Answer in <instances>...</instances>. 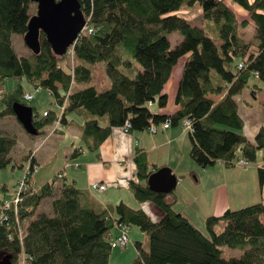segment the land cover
Here are the masks:
<instances>
[{
  "label": "trees",
  "instance_id": "16d2710c",
  "mask_svg": "<svg viewBox=\"0 0 264 264\" xmlns=\"http://www.w3.org/2000/svg\"><path fill=\"white\" fill-rule=\"evenodd\" d=\"M78 2L92 32L84 30L76 39L73 67L65 70L58 62L67 55H55L41 31L38 54L30 51L29 56L23 57L16 53L12 35L23 37L29 17L35 13H29V8L35 3L0 0V85L5 80L16 81L13 88L0 90V118L14 116V102L25 104L23 80L35 89H47L59 105L66 97L60 121L65 122V115L72 112L82 114L81 138L92 151L109 137L112 128H122L126 122L129 132H134L146 130L150 121L158 124L170 119L176 124L187 118L192 122L189 156L198 166L205 168L220 161L231 168L240 156L248 162L255 161L257 150H261L257 176L262 188L264 125L252 141L248 140L240 132L244 121L235 98L247 87L259 88L250 83L251 78L264 83V0ZM195 3L201 9V26L174 13L183 4ZM232 5L243 8L249 17L239 21ZM248 22L254 25L255 34L245 40L238 28ZM171 32L181 35L173 47L168 39ZM186 53L190 57L178 81L177 109L171 114L152 113L148 102L156 100L159 107L166 105L164 85L177 60ZM128 57L142 66L133 77L122 71L132 64ZM241 61L243 68L239 69ZM98 63L105 64L111 79L110 86L103 91L91 85V66ZM81 83L88 85L71 89ZM219 94L223 97L216 101ZM31 107L33 124L40 134L57 115L49 110L46 116L42 112L39 115ZM14 143V137L0 133V170L11 164ZM133 161L137 178L129 181L128 191L136 201L152 203L161 213L157 220L123 201L114 205L110 213L88 191L55 175L38 189L28 191L19 203L21 239L13 217L0 223V260L5 259L8 264H21L22 260L24 264H108L112 230L116 223H123L137 226L148 238L147 250L141 242L134 243L137 253L131 264H264L263 201L208 216L203 228H199L174 210V201L165 199L167 194L149 189L148 177L159 167L149 164L142 149H135ZM8 192V185L0 182V205ZM57 192L51 201L52 215L41 212L27 221L44 198ZM220 222L223 229L216 232ZM222 245L241 247L243 252L239 257H224Z\"/></svg>",
  "mask_w": 264,
  "mask_h": 264
},
{
  "label": "crops",
  "instance_id": "0c3cea01",
  "mask_svg": "<svg viewBox=\"0 0 264 264\" xmlns=\"http://www.w3.org/2000/svg\"><path fill=\"white\" fill-rule=\"evenodd\" d=\"M232 8L236 14H245L246 17L243 19L249 17L243 8L237 5H232ZM202 24L203 20L201 21ZM248 25L253 24L248 22L238 28V33L241 36L243 35L244 37H242L245 40L252 37V34L249 35L250 37L244 35ZM177 67L180 69L181 66ZM107 82L111 83L109 76ZM74 86L71 89H74ZM256 89L255 86L247 87L235 98L238 112L244 121L240 132L250 141L253 140L259 128L264 125L262 101L249 99L250 95L256 97ZM163 92L167 94V102L164 107H159L156 100L147 104L149 110L154 114H171L177 109L175 97L165 87ZM222 97L223 94H219L215 100H220ZM83 121L82 114L72 112L65 115V122L60 121L58 125H55V121H53L47 124L50 125L48 134L42 137L36 143V148L33 149L34 161L37 166L39 158L37 160L36 153L53 133H60L61 138L66 134L70 135L72 139L68 144H70L72 150L70 159L65 156L64 164L57 168V171L50 178L45 179L44 173L36 171L46 180L41 182L45 183L55 175L61 174L60 179L73 182L76 187L88 191L96 203L108 209L110 213L113 212L114 205L123 201L131 208L143 209L151 218L157 220L160 217V211L152 206L150 202L136 201L128 189L108 188L104 191H91L89 189V184L92 182H110L118 177H124L128 181L135 180L137 177L133 158L135 149L140 148L146 153L150 165H156L159 168L168 167L177 176V184L170 201H174V210L182 213L199 228H203L204 219L208 216L220 215L227 209L235 210L248 204L259 201L264 202V186L262 188L259 186L257 176V167L261 164L262 153L258 155L259 161L256 168H227L220 161L202 168L189 156L192 147L191 137L189 131L183 130L180 122L171 123L165 130H162L161 123H158L156 124L157 130L153 134L147 130L125 133L123 128L114 127L109 137L99 145L97 150L92 151L87 149L81 138ZM54 127H56L55 132L50 133ZM220 128L225 127L220 126ZM75 149H77L76 152ZM53 152L54 150L50 149V155ZM32 182L35 187L34 177ZM43 183H40L35 189H38ZM56 195H58V192ZM129 233L128 243L125 247H121V253L119 254L121 256L127 254L129 257L134 255L135 257L137 253L135 246H128L130 242H133L131 239L133 237H129ZM115 234L116 232L113 235ZM134 236L135 238L141 237L139 232H135ZM113 256L114 254L110 255L108 264L111 263ZM113 261L117 262L118 260Z\"/></svg>",
  "mask_w": 264,
  "mask_h": 264
},
{
  "label": "rangeland",
  "instance_id": "374dc122",
  "mask_svg": "<svg viewBox=\"0 0 264 264\" xmlns=\"http://www.w3.org/2000/svg\"><path fill=\"white\" fill-rule=\"evenodd\" d=\"M35 8H36V4L31 5L29 8V13L36 12ZM262 12H264V8L262 9ZM174 13L179 14V15H185V16L189 17L190 23L192 25L200 26L201 21L203 20V17L201 15L202 13H201L200 6L197 3H195L193 6H187V5L183 4ZM245 17H246L245 14L240 15L239 13H237V18L239 20H241ZM247 28L248 29H246L244 31V33H245L244 35L246 37H250L249 35L252 34V36H253L255 33L254 25H248ZM168 39H169L171 47H173L176 43H178L181 40V35L178 32H171L168 35ZM12 43H13V47H14L16 53L19 56L27 57L30 55V50L24 44L23 37L21 35L14 34L12 37ZM189 57H190V53H186L185 55H183L182 57H180L177 60L176 64L172 68V72L169 76V79L167 80V82L164 85L165 89L169 93H171L174 97L176 95L178 81H179L181 74H182L183 65ZM128 58H129V60H131L132 64L130 66L124 67L122 71H123V73L133 77L139 70L142 69V66L139 64V62L135 58H132V57H128ZM71 61H73V58H71L70 56H66V57L60 59L58 64L62 68H64L65 70H68L70 67H71V69L73 67V65L71 64ZM177 66H181L180 69H178ZM91 70H92V74H93V80L91 82V85H95L99 91H103V90L107 89L110 86V82H107L108 75H107L105 64L98 63L95 65H92ZM21 83L23 85L24 92L33 93V100L32 101L26 102L23 100V102L26 105L34 106L37 109L39 115L41 114V112L43 110H49V111H53V112H57V113L60 111L58 105L56 104V102H54L53 96L50 94V92L47 89H43V88L35 89V88L31 87L25 80H23ZM250 83L251 84L256 83L259 86V88H257L255 90L256 91V97L250 95L249 99L263 101V99H264V83L261 81H258L255 78H251ZM15 85H16V81L11 80V79L5 80L0 85V89L1 90H9V89L13 88ZM87 85L88 84L81 83V84H78L76 86V84H75L74 89L75 90L81 89L83 87H86ZM170 106H171V104H170ZM57 113H56V115L59 114V113L58 114ZM263 118H264V115H263ZM247 126H248V121H247ZM181 127H182V125H181ZM49 130H50V125H45L41 129L40 134L30 135L23 129V127L17 121L15 116L9 115V116H5L3 118H0V133L9 135V136H12L15 138V143H14V145L10 151V156L12 157V161H11L10 165H13L14 167H13V169H11L10 168L11 166L8 165L6 168H3L0 170V182L6 183L9 187V192L5 195L7 199H11L13 197V191L16 187V183H17L18 179H20L22 177L23 167L25 164L24 161L27 159L29 154H31L33 152V149L36 148V143H38L42 137H44L46 134H48ZM71 139H72L71 136L68 134H66L65 136H63V138H61V134L56 132V133H53L52 135H50V137L47 139V141L44 143V145L38 149V151L36 153L37 154V160L39 158L37 172L44 173L45 179L48 177L50 178L57 171V168L61 167L64 164L65 156L68 159H70L69 157H70L72 148H70V144H68V142ZM50 149L54 150V152L51 155H50ZM261 153H262L261 150H257L256 160L249 162L247 168H249V167L250 168H256V165L259 161L258 155H260ZM23 157H25V158L23 159ZM21 164H22V167H19ZM234 167H231V168H234ZM37 172L33 174L34 176L32 175V179L34 177L35 181H36L35 187L39 186L40 183H43L44 181H46ZM41 181H43V182H41ZM55 196H56V194L54 196L44 198L42 200V202L40 203V205L36 208L35 212L27 218V221L34 219L37 216V214L41 213V212L52 215L51 201L55 198ZM165 199L167 201H170V199H171L170 193L167 194ZM248 205H250V204H248ZM152 206H154V205L152 204ZM153 220H155V219H153ZM222 229H223V223L220 222L215 227V231L220 232V231H222ZM132 230H133V234H132ZM115 232H116V229L112 230V235ZM135 232H139L141 237L135 238V236H134ZM128 233H129V237H133V238H131L133 240V242H130L128 244V246H135L134 243L136 241H139L142 243V247L144 250L148 249V238L145 234H143L139 230V228L137 226L131 225L130 227H128ZM220 248L222 250V255L224 257H229V256L239 257L243 252V249L241 247L230 248V247H227L225 245H222V246H220ZM119 253H121V247L112 248L111 255L114 254V256L112 257L110 264H125V263L131 264V261L133 260L134 255L129 257V255L124 254L123 256H121ZM115 259L118 261L114 262L113 260H115ZM21 264H24L23 260H22Z\"/></svg>",
  "mask_w": 264,
  "mask_h": 264
},
{
  "label": "water",
  "instance_id": "95a60500",
  "mask_svg": "<svg viewBox=\"0 0 264 264\" xmlns=\"http://www.w3.org/2000/svg\"><path fill=\"white\" fill-rule=\"evenodd\" d=\"M36 4V12L29 17L23 42L29 50L38 54L40 51L39 33L45 38L55 55H64L67 48L79 37L85 24L78 0H31ZM15 118L30 135H37L33 124V110L20 102L12 104ZM150 190L168 194L174 191L177 176L168 167H161L152 172L147 180ZM0 264H8L5 259Z\"/></svg>",
  "mask_w": 264,
  "mask_h": 264
},
{
  "label": "built area",
  "instance_id": "2783aa9c",
  "mask_svg": "<svg viewBox=\"0 0 264 264\" xmlns=\"http://www.w3.org/2000/svg\"><path fill=\"white\" fill-rule=\"evenodd\" d=\"M88 18L82 28V30H87L88 32H92V27L87 22ZM67 55L73 58V45L70 46L67 49ZM72 64V61H71ZM238 68H243L242 61L238 63ZM255 76H257V73H254ZM68 94V93H67ZM66 94V96H67ZM23 100L26 102L33 100V93L31 92H24L23 93ZM66 104V97L62 101L61 105L58 104L59 107V114L55 117V125H58L60 123V117L62 115L64 106ZM48 114V110H45L42 112L43 116H46ZM182 127L184 130L192 131V122L190 119L184 118L180 121ZM171 124L170 119H165L163 122H161L160 126L162 130H165L168 128ZM129 123L126 122L125 125L122 127L123 131L125 133L129 132ZM56 127H54L50 133L55 132ZM146 130L153 134L157 130V126L154 122L150 121L149 125L147 126ZM24 167H23V174L20 179H18L16 183V187L13 191V197L11 199H4L0 205V223L7 221L9 218L13 217L15 220L16 228L18 230L19 238H22L21 235V229L19 225L18 220V205L23 200L24 195L27 194L28 191H34L36 190L33 186L32 182V174L37 171V164L34 161V151L29 154L27 159L24 161ZM248 160L242 156H240L235 162L234 165L236 167L240 168H246L248 166ZM61 174H58V177H60ZM129 182L124 177H118L113 181L110 182H92L89 184V189L91 191H104L108 188H122V189H128ZM12 210L10 213H8V210ZM116 234L112 236V238L109 240V245L111 248H117V247H125L128 243V226H126L123 223H116L115 224Z\"/></svg>",
  "mask_w": 264,
  "mask_h": 264
},
{
  "label": "bare ground",
  "instance_id": "6f19581e",
  "mask_svg": "<svg viewBox=\"0 0 264 264\" xmlns=\"http://www.w3.org/2000/svg\"><path fill=\"white\" fill-rule=\"evenodd\" d=\"M74 44V43H73Z\"/></svg>",
  "mask_w": 264,
  "mask_h": 264
}]
</instances>
